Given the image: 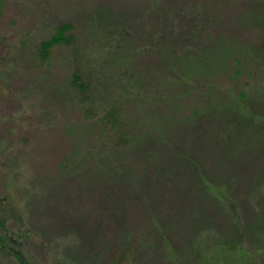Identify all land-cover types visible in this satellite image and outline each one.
<instances>
[{"label": "rangeland", "instance_id": "1", "mask_svg": "<svg viewBox=\"0 0 264 264\" xmlns=\"http://www.w3.org/2000/svg\"><path fill=\"white\" fill-rule=\"evenodd\" d=\"M0 203L27 264H264V0H5Z\"/></svg>", "mask_w": 264, "mask_h": 264}, {"label": "trees", "instance_id": "2", "mask_svg": "<svg viewBox=\"0 0 264 264\" xmlns=\"http://www.w3.org/2000/svg\"><path fill=\"white\" fill-rule=\"evenodd\" d=\"M4 2L5 0H0V14L3 10ZM70 29V25H62L56 28L55 33L52 36L39 42L37 55L42 62H46L49 60V58L51 57V52L56 46H60L70 42ZM235 74H237V72ZM72 83L76 86L78 92L82 96V99L80 101L84 103H81L80 105L85 109L86 120H95L99 124V126L109 128L111 129V132L113 130L117 131L118 133H120L118 134L119 137L117 138L120 141L124 142V135L131 132V130L128 128L129 126H126V122L123 119V117L125 118L126 114L123 112L124 110L122 109V106L118 103H108L105 105V107L94 106L92 107L93 109H86V100L84 94L86 93V86L79 73L76 72L72 75ZM123 131L124 134H122ZM117 132L114 134L117 135ZM128 135H130V133ZM2 203H0V214L4 207ZM19 239V242H21L23 239V234L16 231L8 232L6 223L3 219L0 218V251L5 254L6 257L13 258L14 261L18 260V264H27L24 261L26 255L23 253L25 252L14 246L15 241ZM228 264L231 263L228 262Z\"/></svg>", "mask_w": 264, "mask_h": 264}]
</instances>
